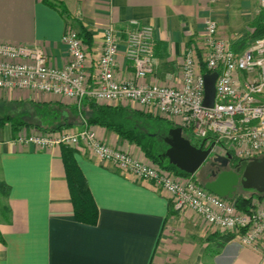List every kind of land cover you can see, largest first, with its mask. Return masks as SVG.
I'll list each match as a JSON object with an SVG mask.
<instances>
[{
	"label": "crops",
	"instance_id": "1",
	"mask_svg": "<svg viewBox=\"0 0 264 264\" xmlns=\"http://www.w3.org/2000/svg\"><path fill=\"white\" fill-rule=\"evenodd\" d=\"M208 18L240 51L259 36L264 13L259 0H0V41L39 44L51 64L63 66L68 53L62 36L68 27L90 32L95 58L109 25L124 39L135 22L150 24L155 28L154 77L178 83L182 57ZM120 62L127 65L123 57ZM0 99L77 106L30 91L0 92ZM90 126L109 144L145 154L112 129ZM35 129L40 130L0 126V264H264L263 256L212 230L193 210H175L152 183L76 151L98 206L96 224L78 221L61 146L41 149L17 142L20 133Z\"/></svg>",
	"mask_w": 264,
	"mask_h": 264
},
{
	"label": "built area",
	"instance_id": "2",
	"mask_svg": "<svg viewBox=\"0 0 264 264\" xmlns=\"http://www.w3.org/2000/svg\"><path fill=\"white\" fill-rule=\"evenodd\" d=\"M259 5L264 13V0ZM135 23L124 39L113 25L106 27L95 58L79 32L68 27L62 36L68 53L63 66L51 64L39 44L0 41V92L50 94L78 107L87 98L101 105L129 106L169 120L216 156L231 154L241 161L264 156V34L235 51L230 39L220 35L218 22L208 18L182 57L180 82L164 83L154 77L155 28ZM215 71V102L207 107L204 75ZM17 142L41 149L68 145L111 163L123 174L152 183L175 210H193L212 230L231 233L243 247L264 257V198L255 196L249 211L240 210L232 199L207 190L196 175H178L146 154L135 155L126 144H109L90 125L35 129L20 133Z\"/></svg>",
	"mask_w": 264,
	"mask_h": 264
},
{
	"label": "trees",
	"instance_id": "3",
	"mask_svg": "<svg viewBox=\"0 0 264 264\" xmlns=\"http://www.w3.org/2000/svg\"><path fill=\"white\" fill-rule=\"evenodd\" d=\"M63 12L66 13L65 9ZM66 16V15H65ZM69 19L68 15L66 17ZM258 35L264 34L263 22L258 26ZM79 35L92 46V36L84 27L80 28ZM35 112L40 116V121L32 122L25 117L23 111L17 113H5L0 117V126L10 123L16 130L29 125H36L42 130H59L76 125L73 117L80 119V125H101L115 131L123 140L137 145L151 160L167 168L178 175L190 176L191 174L181 170L172 164L166 156L168 144L165 137L170 128L175 125L167 119L144 113L140 110L120 105H101L92 99H85L81 107L64 105L62 103L40 105L31 102ZM27 115H29L27 113ZM153 129V130H151ZM185 131V130H184ZM183 131V134H184ZM62 155L65 164L68 186L74 207V214L78 221L86 224H96L98 221V206L90 191L88 181L83 174L76 158L75 148L62 145ZM234 166L241 160L232 156ZM197 181L204 186L203 181ZM3 185L0 183V186ZM9 189V186L7 187ZM264 198V194L250 190L249 194L237 192L232 199L238 209L249 211L254 197ZM229 234V239L232 234Z\"/></svg>",
	"mask_w": 264,
	"mask_h": 264
},
{
	"label": "water",
	"instance_id": "4",
	"mask_svg": "<svg viewBox=\"0 0 264 264\" xmlns=\"http://www.w3.org/2000/svg\"><path fill=\"white\" fill-rule=\"evenodd\" d=\"M218 72L205 73V100L207 107H212L215 102V82ZM165 141L169 145L166 156L169 161L181 170L196 175L203 165H207L210 159L212 164L227 167L232 155L212 156L211 147L196 145L183 134L181 127L170 128ZM241 186L245 190H253L255 193L264 194V156L250 161H241L234 170H224L214 179L204 183V187L222 197L233 199Z\"/></svg>",
	"mask_w": 264,
	"mask_h": 264
},
{
	"label": "rangeland",
	"instance_id": "5",
	"mask_svg": "<svg viewBox=\"0 0 264 264\" xmlns=\"http://www.w3.org/2000/svg\"><path fill=\"white\" fill-rule=\"evenodd\" d=\"M253 41V37H251V42ZM31 102L34 101H14L11 99H0V117L3 116L5 113H17L19 111H23L25 113V117L32 121V122H38L40 121V116L35 112L34 110V106L33 104H31ZM18 103V104H17ZM27 113L29 115H27ZM73 120L77 121L78 123H76V127H80V121L79 118L77 117H73ZM153 130V129H151ZM184 136L189 138L193 143H196L197 141L190 136V134L187 131H184ZM212 156H215L214 154H212ZM206 169V164L203 165L200 169V171L196 174L199 175L201 173V171ZM238 192L239 193H243V194H249L250 190H245L243 189L241 186L238 187Z\"/></svg>",
	"mask_w": 264,
	"mask_h": 264
},
{
	"label": "flooded vegetation",
	"instance_id": "6",
	"mask_svg": "<svg viewBox=\"0 0 264 264\" xmlns=\"http://www.w3.org/2000/svg\"><path fill=\"white\" fill-rule=\"evenodd\" d=\"M237 166H234L232 160L230 161L229 165L227 167H222L219 164H212V160L208 162L206 165V169L201 171L199 175H197L198 180L206 182L208 180H212L215 178L216 175H218L220 172L224 170H234Z\"/></svg>",
	"mask_w": 264,
	"mask_h": 264
}]
</instances>
